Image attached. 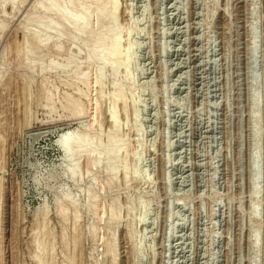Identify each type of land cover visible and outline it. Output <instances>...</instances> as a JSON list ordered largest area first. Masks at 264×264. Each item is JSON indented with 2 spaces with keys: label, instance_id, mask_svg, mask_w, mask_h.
<instances>
[{
  "label": "rangeland",
  "instance_id": "rangeland-1",
  "mask_svg": "<svg viewBox=\"0 0 264 264\" xmlns=\"http://www.w3.org/2000/svg\"><path fill=\"white\" fill-rule=\"evenodd\" d=\"M57 3L0 0V264H264V0Z\"/></svg>",
  "mask_w": 264,
  "mask_h": 264
},
{
  "label": "bare ground",
  "instance_id": "bare-ground-1",
  "mask_svg": "<svg viewBox=\"0 0 264 264\" xmlns=\"http://www.w3.org/2000/svg\"><path fill=\"white\" fill-rule=\"evenodd\" d=\"M50 1V4H49V6H48V10H53V11H55L56 10V6H57V2H58V0H49ZM110 1V4H109V7H108V9H107V11L109 12V13H112L113 11H114V8H115V0H109ZM67 11H69V10H67ZM78 15V14H77ZM57 16L58 17H60V18H63V17H65V14L64 13H62V12H59L58 14H57ZM71 16V15H70ZM78 18L76 17V18H69V23L71 24V25H75L76 23H78ZM81 21L82 22H80V25H79V28H78V31L79 32H83L84 31V29L86 28V22H85V18L83 19V18H81ZM61 36V35H60ZM62 37V36H61ZM117 37V36H116ZM104 36H102V37H100L99 39H98V43H96L97 45H92L91 46V51L92 52H95L100 46H102L103 45V43H104ZM118 45H119V41H118V39H113L112 40V43L110 44V47H109V49H108V51L104 54V55H102L101 57H99L98 58V61L100 62V64H102V65H107V64H109V65H113V64H115V66H117V62L114 60V63H109L110 61V59H112L111 57H116L117 55H119V49H118ZM28 47V46H27ZM121 51V50H120ZM124 55H126V54H124ZM70 59V58H69ZM89 59V58H88ZM87 59V60H88ZM86 60V59H85ZM127 60V59H126ZM89 61H90V59H89ZM96 61V60H95ZM119 61V60H118ZM124 61V60H123ZM121 63V62H120ZM123 63V62H122ZM123 65H124V63H123ZM111 68V67H110ZM43 69V68H42ZM49 69V68H48ZM112 69H114V67H112ZM112 71V70H111ZM82 83V82H81ZM112 103H113V101H112ZM114 115V114H113ZM110 117H113V116H110ZM115 118V117H114ZM112 120L114 121V119L112 118ZM115 125V124H114ZM73 136H75V135H72V133H71V131L69 132V131H67V132H63L62 134H61V136H60V138H58V144L62 147V152H63V157H69V156H71V154H70V152L69 151H71V149H70V147L71 146H73V144H76V141H78V139L79 138H77V136H75V137H73ZM104 150V149H103ZM111 150V149H110ZM90 152V148H89V145H87V146H84V148H82V149H79L78 150V152L77 153H89ZM94 156H95V154H94ZM72 157V156H71ZM69 160V159H68ZM109 160V159H108ZM111 160V159H110ZM70 161H71V158H70ZM100 162V160L98 161V163ZM71 163H73L72 161H71ZM93 163V162H92ZM74 164V163H73ZM115 164V163H114ZM113 167H111V169H112ZM115 168V167H114ZM73 168H71V170H72ZM70 170V169H69ZM116 170V169H115ZM68 171V170H67ZM111 172H114V171H112L111 170ZM73 174H74V172H73ZM113 175V174H112Z\"/></svg>",
  "mask_w": 264,
  "mask_h": 264
}]
</instances>
